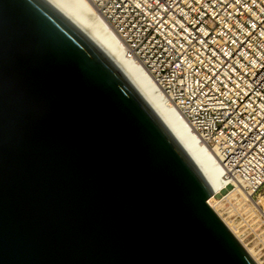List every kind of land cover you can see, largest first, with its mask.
Instances as JSON below:
<instances>
[{
	"label": "water",
	"instance_id": "obj_1",
	"mask_svg": "<svg viewBox=\"0 0 264 264\" xmlns=\"http://www.w3.org/2000/svg\"><path fill=\"white\" fill-rule=\"evenodd\" d=\"M215 189L49 0H0V264H257Z\"/></svg>",
	"mask_w": 264,
	"mask_h": 264
},
{
	"label": "built area",
	"instance_id": "obj_2",
	"mask_svg": "<svg viewBox=\"0 0 264 264\" xmlns=\"http://www.w3.org/2000/svg\"><path fill=\"white\" fill-rule=\"evenodd\" d=\"M233 187L264 189V0H89Z\"/></svg>",
	"mask_w": 264,
	"mask_h": 264
},
{
	"label": "bare ground",
	"instance_id": "obj_3",
	"mask_svg": "<svg viewBox=\"0 0 264 264\" xmlns=\"http://www.w3.org/2000/svg\"><path fill=\"white\" fill-rule=\"evenodd\" d=\"M49 1L120 70L180 145L212 180L217 189L211 193L209 198L225 188L231 179H229L215 153L199 138L185 117L167 99L144 66L135 58L126 55L116 33L102 15L98 13L93 4L89 0ZM240 187L236 183L234 189L226 196L234 195L236 191H239ZM209 198L207 200L208 203L210 201ZM248 200L255 209H259L258 204L252 201L251 197ZM209 205L221 217V206L218 203H209ZM222 221L233 235L238 237L237 232L228 222ZM245 249L256 261L251 249L247 247ZM257 264L260 263L257 262Z\"/></svg>",
	"mask_w": 264,
	"mask_h": 264
},
{
	"label": "rangeland",
	"instance_id": "obj_4",
	"mask_svg": "<svg viewBox=\"0 0 264 264\" xmlns=\"http://www.w3.org/2000/svg\"><path fill=\"white\" fill-rule=\"evenodd\" d=\"M232 189L234 187L227 184L209 198V203L221 206L220 218L237 232L240 243L251 249L256 262L264 264V189L252 193L241 186L234 195L226 196ZM250 197L258 204V210L248 200Z\"/></svg>",
	"mask_w": 264,
	"mask_h": 264
}]
</instances>
